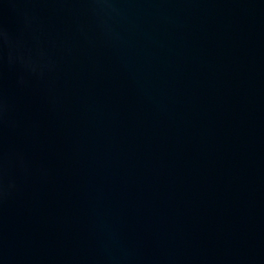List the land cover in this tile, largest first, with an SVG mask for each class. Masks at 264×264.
I'll return each mask as SVG.
<instances>
[{
	"label": "water",
	"instance_id": "95a60500",
	"mask_svg": "<svg viewBox=\"0 0 264 264\" xmlns=\"http://www.w3.org/2000/svg\"><path fill=\"white\" fill-rule=\"evenodd\" d=\"M0 264H264V0H0Z\"/></svg>",
	"mask_w": 264,
	"mask_h": 264
}]
</instances>
